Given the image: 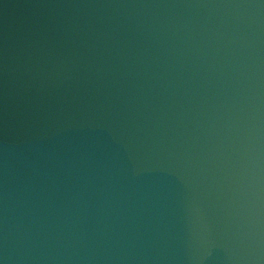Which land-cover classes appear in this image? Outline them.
Segmentation results:
<instances>
[{
  "label": "water",
  "instance_id": "95a60500",
  "mask_svg": "<svg viewBox=\"0 0 264 264\" xmlns=\"http://www.w3.org/2000/svg\"><path fill=\"white\" fill-rule=\"evenodd\" d=\"M0 264H264V0H0Z\"/></svg>",
  "mask_w": 264,
  "mask_h": 264
}]
</instances>
